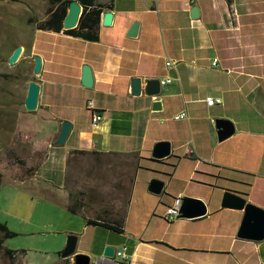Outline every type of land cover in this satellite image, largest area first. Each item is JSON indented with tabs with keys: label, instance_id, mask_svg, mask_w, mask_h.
I'll return each instance as SVG.
<instances>
[{
	"label": "crops",
	"instance_id": "1",
	"mask_svg": "<svg viewBox=\"0 0 264 264\" xmlns=\"http://www.w3.org/2000/svg\"><path fill=\"white\" fill-rule=\"evenodd\" d=\"M94 3L106 7L95 41L40 31L53 41L22 53L27 63L41 59L30 81L37 105L24 108L26 90L9 130L36 171L15 181L61 209L62 231L77 237L90 264L110 263L107 246L124 247L130 264H264V238L238 237L243 211L221 206L232 192L264 210V0ZM166 78L173 81L157 96L144 93L147 81ZM208 97L221 103L207 106ZM92 113L101 116L96 125ZM219 120L232 135L220 138ZM64 122L70 130L57 144ZM163 142L170 153L159 159ZM153 178L164 182L158 195L148 190ZM178 196L202 200L206 213L167 222ZM99 219L114 229L86 223Z\"/></svg>",
	"mask_w": 264,
	"mask_h": 264
},
{
	"label": "rangeland",
	"instance_id": "2",
	"mask_svg": "<svg viewBox=\"0 0 264 264\" xmlns=\"http://www.w3.org/2000/svg\"><path fill=\"white\" fill-rule=\"evenodd\" d=\"M50 10L49 0H0V74L11 76H0V223L16 234L3 243L16 253L10 259L0 252V264H73L70 257H60L68 237L62 231L61 209L48 205L26 183L15 181L20 180L23 168L15 160L21 158L13 148L21 142L9 130L18 121L16 113L22 108L23 94L35 75L34 62L27 63L23 54L13 65L7 59L17 46L23 53L36 41H53L54 37L36 28ZM75 251L78 253L77 246Z\"/></svg>",
	"mask_w": 264,
	"mask_h": 264
},
{
	"label": "water",
	"instance_id": "3",
	"mask_svg": "<svg viewBox=\"0 0 264 264\" xmlns=\"http://www.w3.org/2000/svg\"><path fill=\"white\" fill-rule=\"evenodd\" d=\"M80 5L76 1H72L66 13V16L62 23L63 30L73 29L77 25V21L80 15ZM195 15V12L192 13ZM110 14H106L103 19L104 24H109ZM22 54V47L17 46L7 59L9 65L15 64ZM41 69V59L39 56L34 57L33 74L38 75ZM82 84L85 87H90L92 78L90 70L88 68L83 69ZM38 84L36 82H30L27 87L26 97L24 99V108L27 111H33L37 105L38 98ZM141 91L140 81L135 79L133 81L132 94L138 95ZM160 92L159 80H149L144 86V93L148 96H157ZM217 128L220 138L224 139L232 135L234 128L232 124L225 120H219L217 122ZM70 130V123L64 122L62 129L57 139V144L64 143L68 132ZM170 153V144L167 142L160 143L156 146L155 155L159 159L167 157ZM164 182L159 179H151L148 184L149 192L153 194H160L163 190ZM221 206L233 210L243 211V217L240 228L238 230V237L260 241L264 238V210L261 208L247 203L241 196L232 193L225 192L221 200ZM206 213V206L200 199L195 198H182V204L180 207L179 218H198ZM77 244V237L75 235H68L66 244L63 250L60 252L62 259L72 258L73 264H90L89 256L85 254L75 253ZM114 248L107 246L104 248L103 257L110 258L113 256Z\"/></svg>",
	"mask_w": 264,
	"mask_h": 264
},
{
	"label": "trees",
	"instance_id": "4",
	"mask_svg": "<svg viewBox=\"0 0 264 264\" xmlns=\"http://www.w3.org/2000/svg\"><path fill=\"white\" fill-rule=\"evenodd\" d=\"M72 1L78 2L81 6V13L79 15L77 25L73 29L63 30L62 23L66 16L68 6ZM51 10L49 11L48 18L36 25L39 31H50L53 33L62 32L68 36L80 37L85 40L95 41L97 39V30L100 23V14L105 6L94 3V0H49ZM3 78H9L11 76L4 73L0 74ZM17 163L23 168L20 179H27L34 175L36 167L27 168L25 162L15 157ZM0 174V183H1ZM87 225L103 226L107 229H114L110 224L102 222V220H87ZM0 252L5 256L12 259L13 254L16 251L5 248L3 246L4 240L16 236V234L10 231L4 224L0 223Z\"/></svg>",
	"mask_w": 264,
	"mask_h": 264
},
{
	"label": "built area",
	"instance_id": "5",
	"mask_svg": "<svg viewBox=\"0 0 264 264\" xmlns=\"http://www.w3.org/2000/svg\"><path fill=\"white\" fill-rule=\"evenodd\" d=\"M217 60L214 59L212 62V66H216ZM172 63L170 61L166 62V66H171ZM173 80L171 78H166L160 81V86H166L170 84ZM207 106H215L221 103L220 99H215L213 97H208L205 99ZM88 110H94V104L92 101H88L86 104ZM185 117L184 113H181L178 116H175V119H182ZM101 120V116L98 113H92L91 122L92 125H96ZM182 204V197L178 196L174 199L173 204L168 207L164 214V219L167 222L174 221L180 216V207ZM103 259H108L109 264H130V255L126 253L124 247H120L114 250L113 256L110 258L103 257Z\"/></svg>",
	"mask_w": 264,
	"mask_h": 264
}]
</instances>
